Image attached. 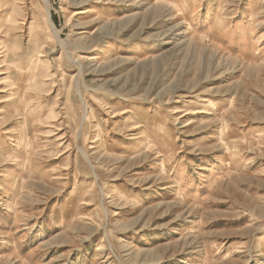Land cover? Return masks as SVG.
I'll use <instances>...</instances> for the list:
<instances>
[{"label": "rangeland", "instance_id": "374dc122", "mask_svg": "<svg viewBox=\"0 0 264 264\" xmlns=\"http://www.w3.org/2000/svg\"><path fill=\"white\" fill-rule=\"evenodd\" d=\"M0 264H264V0H0Z\"/></svg>", "mask_w": 264, "mask_h": 264}, {"label": "bare ground", "instance_id": "6f19581e", "mask_svg": "<svg viewBox=\"0 0 264 264\" xmlns=\"http://www.w3.org/2000/svg\"><path fill=\"white\" fill-rule=\"evenodd\" d=\"M44 1H46V0H44ZM50 22V21H49ZM50 27L53 29V26H52V24H50ZM53 31V30H52ZM72 62V61H71Z\"/></svg>", "mask_w": 264, "mask_h": 264}]
</instances>
